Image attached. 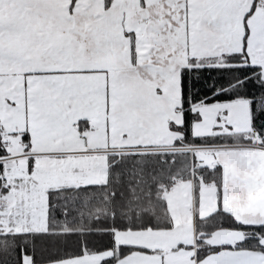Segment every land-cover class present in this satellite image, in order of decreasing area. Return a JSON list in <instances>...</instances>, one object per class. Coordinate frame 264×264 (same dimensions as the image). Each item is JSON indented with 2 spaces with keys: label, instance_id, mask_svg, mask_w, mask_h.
I'll return each mask as SVG.
<instances>
[{
  "label": "snow or ice",
  "instance_id": "1",
  "mask_svg": "<svg viewBox=\"0 0 264 264\" xmlns=\"http://www.w3.org/2000/svg\"><path fill=\"white\" fill-rule=\"evenodd\" d=\"M0 264H264V0H0Z\"/></svg>",
  "mask_w": 264,
  "mask_h": 264
}]
</instances>
